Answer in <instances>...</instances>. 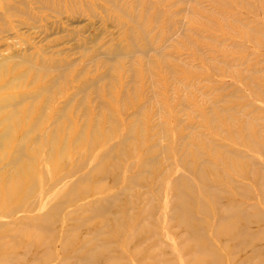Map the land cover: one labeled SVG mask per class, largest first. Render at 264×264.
Returning a JSON list of instances; mask_svg holds the SVG:
<instances>
[{"label":"rangeland","instance_id":"rangeland-1","mask_svg":"<svg viewBox=\"0 0 264 264\" xmlns=\"http://www.w3.org/2000/svg\"><path fill=\"white\" fill-rule=\"evenodd\" d=\"M1 1L0 65L7 56L12 66L36 60L40 66L52 51L62 60L43 57L45 66L72 65L66 80L54 75L59 84L49 97L72 101L66 109L74 122L68 129L77 133L76 162L90 156L73 176L53 178L58 182L36 194L32 205L11 202L28 211L11 208V261L24 254L21 264H100L65 254L80 241L84 252L91 247L92 257L103 255L112 264H233L229 253L216 261L206 248H235L228 236L223 246L214 236L217 226L234 224L219 221L223 193L242 208L252 206L250 213L261 219L251 225L264 226V0ZM45 23L41 34L25 26ZM4 79L0 71V88ZM87 121L92 148L80 146ZM86 174L89 179L77 181ZM187 181L204 202L189 221L175 211V201L186 199ZM72 182L87 191L63 201L54 215L53 204ZM46 213L53 215L44 222L54 221L47 231L32 219ZM256 239L262 240L253 241L259 250L264 240Z\"/></svg>","mask_w":264,"mask_h":264},{"label":"bare ground","instance_id":"bare-ground-1","mask_svg":"<svg viewBox=\"0 0 264 264\" xmlns=\"http://www.w3.org/2000/svg\"><path fill=\"white\" fill-rule=\"evenodd\" d=\"M1 2L2 1L0 0V3ZM2 4L5 6L4 9H6V7L9 9V7H11V4H9L10 6H6L5 3ZM7 13H9V11H7ZM32 19L35 22H38L39 20ZM56 24H58L57 21L53 23V25ZM25 26L28 29L36 28L40 32L39 34L46 33L48 27L46 23L41 25L25 24ZM19 32L20 30H17V33ZM3 40L4 39H1L0 42ZM46 56L49 57V60H55V58L60 59L57 51L50 52V55H43V57ZM43 57L41 58L42 64L40 66L36 64L37 60L34 61L33 64L30 63L28 66L24 63H15L12 66L11 62L13 60L11 57L9 58L7 56L2 60L0 65L3 67L0 71H2L7 78L4 79V84L1 83L3 86L0 88V216L2 219L0 222V237L9 238V241L6 243L0 242V264H21L23 261L22 257H25L24 254H17L15 255L17 256V259L20 258L22 260L19 261L16 259L15 261H11L10 217L11 212L15 210V207L11 205V202L23 200L25 203L32 205L36 201L33 197L36 194H39L41 190H45L46 192L51 191L49 187L54 186V184L51 183L54 181L53 178L55 179V177L58 176L59 179H66L73 176V174L76 173L79 164H84L87 158L90 157L87 156L88 153H86L82 156V160L79 159L76 162L79 155L77 133L76 131H69L68 129L71 124H74V122H70V119H73L71 117L72 113L71 115L70 113L68 114L67 110L72 104V101L57 100L53 102L49 97L52 91L51 88L57 86L60 78L65 79L67 77L69 69L67 70L66 68H69V66L72 65H58L52 70L50 65H44L46 60ZM32 59L34 58L30 57L27 61H31ZM6 66L8 69L4 70V67ZM55 74L57 75L56 77L60 78H54ZM49 75L53 76L51 79L52 81L49 84L42 83V76ZM71 77H75V75H72ZM9 88H11V95H6V97L2 96V94ZM14 89L16 91H13ZM39 89H41V91H39ZM43 95H45V97L41 98ZM7 108L9 111L11 110L10 112L8 111L9 113H6ZM51 109H53V114H50V111H48ZM67 118H69L68 121ZM76 124H78L79 127L82 125L81 123ZM84 124L88 128V135L86 139L81 140L80 146L90 145L92 148L95 143L94 131L90 129L92 128L90 121L84 122ZM36 143H38V147L35 145ZM104 159L105 157L103 160ZM69 164H75L74 170L63 174L64 169ZM198 174L200 175L201 172ZM244 174L246 177L249 176L247 171H245ZM205 178L206 177L201 181L202 183H205L206 181L208 182ZM87 179H89L88 174L83 175L77 179V181L82 182ZM57 182L54 181V183ZM185 183L183 179L182 185ZM190 184L191 182L187 181V186H189V188H187L184 195L186 199L179 202L175 201V208H177L175 211L183 212L187 216L188 221L197 219L195 217L196 214L193 212L194 206L199 209V206L204 203L199 202L198 194L200 191L198 192L195 188L190 187ZM200 187L201 190H210L211 186L208 184H200ZM86 191L87 190H85L80 184L72 182L64 193H62L63 200L53 204V207H55V209H53L54 215L60 210L57 207L62 204L64 205L63 201L65 203L70 201L74 202L77 200L79 193ZM218 191L221 192L219 188ZM222 195L224 201H221L220 204L223 206L216 209L219 214V221L230 222V220L233 219L234 224L228 223L227 225L226 223L225 225L217 226V228H215L214 236L219 240L222 246L224 244V241L222 240L223 236H228L229 241L227 244L231 241L235 248L229 249L225 253L222 249L223 252L217 249L216 251L210 247L206 248L207 251L209 253H214L216 261H222L223 257L229 253L228 258L232 260L233 264H264V259H260L261 257H259L261 249L263 251L262 256L264 257V245L261 244V246H259L261 249L259 250L254 249L253 247L254 240L256 244L262 241H259L256 238L260 237L264 240V226L258 230L254 228V225H251V220L258 218L261 219L260 215L258 213L256 215L250 213L251 209L252 211L254 210L252 206L242 208V204L238 203L236 199L233 201L231 195L226 193H223ZM39 201L43 202L45 199ZM214 201H216V197L214 198ZM41 202L39 206H43ZM207 210H209V208H207ZM210 210L214 211L212 209ZM15 211L28 212L22 210V208H18ZM210 213L213 214L212 212ZM52 215L53 213H46L43 217L37 216L32 219L43 222L44 229L47 231L54 228V221H51L50 223L44 221H46L47 218H51ZM82 224L83 221H81L79 227H81ZM32 225L36 227L38 226L36 224ZM20 233H22V231H20ZM210 243L207 244L210 246ZM79 244L80 245L75 249V252L69 251L65 254L84 261V263H91L95 260L96 263L100 264H112L110 261L111 258L109 259L103 255L92 257V252H95L94 249L92 251V248L90 247V249L84 252L83 248H87L86 245L84 242L80 241ZM27 245L31 246L32 243L28 241ZM237 246H239V248ZM30 248L32 249L33 246ZM227 248L228 247H226V249ZM243 250H245V254L241 253ZM238 252L240 255L239 259H237ZM30 254H36V251L31 250ZM93 255L95 256V253H93ZM255 258H258L256 261L260 262L253 263ZM38 260L42 259L39 258ZM40 262L44 263L43 260ZM33 264L38 263L35 262Z\"/></svg>","mask_w":264,"mask_h":264}]
</instances>
